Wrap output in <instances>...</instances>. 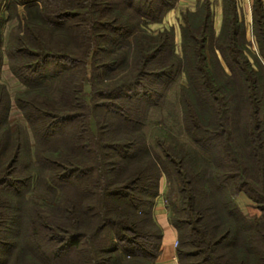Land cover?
<instances>
[{"label": "trees", "instance_id": "obj_1", "mask_svg": "<svg viewBox=\"0 0 264 264\" xmlns=\"http://www.w3.org/2000/svg\"><path fill=\"white\" fill-rule=\"evenodd\" d=\"M224 2L219 32L209 0L181 13L179 53L177 27L148 29L178 0H0V264H156L164 176L179 193V264H264V5L253 1V50L236 0ZM6 54L25 85L15 128ZM174 127L182 142L164 143Z\"/></svg>", "mask_w": 264, "mask_h": 264}, {"label": "rangeland", "instance_id": "obj_2", "mask_svg": "<svg viewBox=\"0 0 264 264\" xmlns=\"http://www.w3.org/2000/svg\"><path fill=\"white\" fill-rule=\"evenodd\" d=\"M19 12L21 14V16H23L25 14V7L24 5H20L19 6ZM167 16V15H166ZM164 18V20L161 22V23H150L149 24V31L151 32H157L158 30H162L164 28H170L171 26H175L177 27L176 28V33H177V38H176V46H177V51L179 53H182V46H181V37H180V23L178 21V19L174 22V24L172 23H169L168 19ZM15 22H9L5 28H4V35H5V42L3 44V46L6 45V41H7V37H8V34H9V31L12 27V25L14 24ZM138 36H140V34L138 33ZM252 45L254 43V39L252 40ZM6 47V46H5ZM253 50H257V48L255 47H252ZM134 50V48H133ZM192 51L189 49V52ZM192 58H195L194 55H191ZM260 56H262L260 54ZM181 57V56H180ZM263 58V57H262ZM264 60V59H263ZM183 61V60H182ZM187 62V60H186ZM185 61H183V64L186 65ZM194 63V62H192ZM2 70H1V81L2 83H4L6 85V87L8 88L9 90V93L11 95V98L13 100L12 102V107H11V111H10V124L12 125L13 128L16 127L17 123L19 121H25L23 115H22V112L20 111V109L16 106L14 100H15V97L16 95L18 94V92L22 91V90H25V85L13 74V72H11L10 70V67H9V59H8V55L6 54V56L3 58V63H2ZM91 67V66H90ZM90 67H89V70H90ZM119 67V66H118ZM102 69V68H101ZM119 68H117L118 70ZM117 70H114L111 75H113V77H111L108 81L109 83H116L119 81V76H116V73H118ZM117 71V72H116ZM100 73H107L105 72V69H102V70H99ZM90 74H92V70H90ZM89 74L88 77V80L85 81V90L90 92L91 91V85L89 84L88 81H90L91 79V75ZM76 82L80 83L81 81L77 78L76 79ZM189 85V82H188V79L185 75L181 74L178 76V78L176 79V83L175 85V88L176 89H173V90H170L169 94H168V97H167V100H169L168 102H170L169 105H167V108L164 109L165 111H163L164 115L167 116L166 118V122L168 124H171L173 122V120L175 119L176 123H177V116H178V111L176 110V106L175 104H177L181 98V90H182V87H188ZM169 114V115H168ZM152 117V120L153 119H156L154 124H152L150 126V133L153 135V136H156V135H159L158 134V131H157V126H158V123H159V117H160V111L156 112V113H153L151 115ZM162 126H160L162 129H166L167 128V124H161ZM66 126H63V128H60V137L58 138H62L63 135H66L68 132H70V130H66L65 129ZM176 127L170 129L171 132H167L168 135L165 139V142L166 144H169L171 142H182L181 141V132L179 129H176ZM161 137H164L162 134H161ZM61 142V143H60ZM56 141L55 143H58V145H54V144H51L49 147L50 148H56V147H59L60 144H62V141ZM60 143V144H59ZM176 186H173L171 183L169 184V182L167 181L166 177H162L161 178V184H160V191H161V195L159 196H162V200L164 201L165 205L168 206V211H170V218L171 216L174 215L173 212L174 211V207H173V203H177L179 201L178 199V196H179V193L178 191L175 189ZM62 198H67L69 196H71L72 194H74V191L71 190V192L67 191V189L65 190V187L62 188ZM235 200L236 202L238 203V205L241 207V209L248 215H260L261 214V210L260 208L258 207L257 203L251 198L249 197L246 193L244 192H241L239 194H237L235 196ZM175 216V215H174Z\"/></svg>", "mask_w": 264, "mask_h": 264}, {"label": "crops", "instance_id": "obj_3", "mask_svg": "<svg viewBox=\"0 0 264 264\" xmlns=\"http://www.w3.org/2000/svg\"><path fill=\"white\" fill-rule=\"evenodd\" d=\"M204 0H178L176 7L170 11L166 18L169 23L174 24L178 19L181 23V13L185 10H195L199 2ZM211 2V7L214 13V24L215 29L219 32L221 24L223 22V17L225 13V0H209ZM253 1L254 0H236L237 11L239 12V18L245 25L246 36L248 40H253L252 33V21H253ZM264 5V0H261ZM174 26V25H173ZM253 46L258 47L256 43ZM168 210L165 206L162 196L159 197L158 203L155 207V214L160 225L163 227V240H162V253L156 264H179L177 257V245L178 232L175 227L171 224L168 216Z\"/></svg>", "mask_w": 264, "mask_h": 264}, {"label": "built area", "instance_id": "obj_4", "mask_svg": "<svg viewBox=\"0 0 264 264\" xmlns=\"http://www.w3.org/2000/svg\"><path fill=\"white\" fill-rule=\"evenodd\" d=\"M176 245H178V240H177V242H176Z\"/></svg>", "mask_w": 264, "mask_h": 264}]
</instances>
